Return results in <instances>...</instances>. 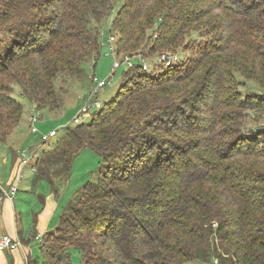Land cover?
<instances>
[{"label": "trees", "instance_id": "obj_1", "mask_svg": "<svg viewBox=\"0 0 264 264\" xmlns=\"http://www.w3.org/2000/svg\"><path fill=\"white\" fill-rule=\"evenodd\" d=\"M116 4L110 32L119 52L150 58L179 46L188 32L199 39L187 41L184 60L171 66L121 69L115 96L91 121L66 127L40 152L33 181L48 182L54 193L53 176L68 175L80 151L102 160L97 181L85 183L44 234L43 260L27 264H71L72 250L79 264H208L215 257L218 264H264V168L246 163L264 161V136H242L239 121L244 109L264 114V95L241 91L236 76L264 90V0H0V144L22 117L13 86L40 114L57 108V76L98 58L100 23ZM235 43L262 59L246 76L239 58L226 57ZM228 63L234 89L222 91L231 105L224 111L217 106L220 72L210 70ZM36 234L33 222L21 241Z\"/></svg>", "mask_w": 264, "mask_h": 264}, {"label": "rangeland", "instance_id": "obj_2", "mask_svg": "<svg viewBox=\"0 0 264 264\" xmlns=\"http://www.w3.org/2000/svg\"><path fill=\"white\" fill-rule=\"evenodd\" d=\"M205 6L207 7V4ZM117 7L118 5L116 4L114 8L109 12V14L100 23L101 37L104 39L107 38L110 33L111 25L117 11ZM47 12L49 11H46L45 13H43V15H47ZM201 30L205 31L206 29L204 27H201ZM225 32L227 37L229 35V32L228 30H226ZM112 33L116 35L114 31H112ZM236 35L238 37L239 33L236 32ZM198 39H199V35L197 32L194 31L188 32L187 35H185L183 42L180 43L179 46H171V48H169L168 52L177 54V60L175 63L184 60L183 58L185 57L186 52L182 46L187 44V41L189 42ZM235 44L237 45V43ZM236 45H231L230 47H226V57L229 59L233 58V60L239 58V64H238L239 73L246 76L249 70H252L253 68L254 69L259 68L262 59L260 57L255 56L256 54H252L247 47L243 46V48H241L238 47V45L236 47ZM131 51L134 52L135 50H130L127 52H131ZM153 54L148 53L149 56H152ZM112 62H113L112 56L110 54H107V46L101 45L100 54L98 58L94 59V57H91L83 61L79 66V70L77 74L58 75L55 80V85H56L55 89L57 96L59 97L58 106L57 108L52 110L43 109L41 111L42 116L36 122V125L39 128V132L37 133L30 132L29 123L27 121L28 114L31 110V103L23 95H21L20 86L17 84L14 85L12 95L23 105L22 117L19 124L16 127L17 129L15 130V133L18 132L17 135H19V138L16 140V144L22 145L21 147L24 148L37 147L36 154L34 157L35 160L38 158L42 150L53 146L55 143V139L64 132L66 127H72L75 125L72 122V117L76 113L78 107L82 104L84 97L88 95L91 89L90 76L95 75L98 79L107 77L112 69L111 68ZM155 62L156 59L150 61L149 71H153ZM232 66L234 65L228 63L226 64L225 68L222 69L218 68V70H216L215 68V70L214 69L210 70L212 73H217L218 71L220 72V75H218L215 78V82L216 83L220 82L219 97L221 96L220 99L222 102L217 104V106L221 107L224 111H226V109H229L231 107L228 95H226L224 101L222 100V96H224L225 92L231 90V87L232 89H234L232 78L229 75V71ZM161 71L162 68L160 70L154 71V73L157 75ZM236 76L237 78H239L237 79V81L239 80L238 88H240L241 91H244L243 87H246V89L248 88L249 91L254 94L259 93L264 95V90L259 88L254 81L247 80L239 76V74ZM120 83H121V68L116 70L113 79L111 80L109 85H106L99 89L97 93V99L101 103L111 100L115 96ZM224 88L227 89L225 92L222 93ZM95 111L97 110L94 108H91L89 110L87 116L84 118V123H89L91 121V117L93 116ZM204 118L205 120L211 119L212 113L210 114L206 113ZM239 121L241 123V129L243 130V133L241 134L242 136H246L247 138L250 139L252 138V135L258 134L260 139L263 138L264 114H262L261 112L258 113L250 109H244ZM52 127L58 128V134L54 138L53 137L49 138L47 141L43 142V140L41 139L40 132H48L49 129ZM218 128L220 127L218 126ZM203 136L207 141L205 139L203 140V143L199 148L200 154H202L203 152H207L204 146L207 144L205 142H208V138L210 137L208 133ZM12 141H14V138L8 137L5 143L0 144V147L3 148L6 146L12 147L13 146ZM258 158H259L258 156L248 157L246 159V163L250 162L251 167L253 168L256 167L264 168V161L259 162L257 161ZM101 160H102L101 157L91 149H83L78 153V155L74 157L68 175L55 176L52 173V175H54L53 176L54 189L57 191L58 204H59L57 213L53 218V222H54V225L52 226L53 229L58 225L61 214L66 210L67 205H69V203L75 202L77 197L80 195V191L83 185L87 182L94 183L97 181V169L101 164ZM32 176L33 175L30 172L29 166H25L23 171V177L20 182V186L23 187L24 183L26 181H30ZM48 188H49V184L46 181H40L39 185L37 186V193H43ZM95 242L97 245L100 244L99 240H95ZM36 247L37 248L33 253L32 259L33 260L36 259L38 260V262H41L43 260V255L42 252L40 251L41 249L38 246ZM214 259L217 258L215 257ZM71 264H79V256L77 252L74 250H72V254H71ZM187 264H205V263L194 260Z\"/></svg>", "mask_w": 264, "mask_h": 264}, {"label": "crops", "instance_id": "obj_3", "mask_svg": "<svg viewBox=\"0 0 264 264\" xmlns=\"http://www.w3.org/2000/svg\"><path fill=\"white\" fill-rule=\"evenodd\" d=\"M16 129L9 135L14 138L13 146L0 147V236L8 234L21 241V238H28L33 222L39 234L43 235L54 230L55 228H52L53 218L59 204L57 191L54 193L48 182L49 188L43 193H37L40 181H33L34 173L31 170L33 176L30 181L24 183L23 187L20 186V182L24 167L22 168V177L17 181L15 177L19 166L17 150L22 148V145L16 144V140L19 138L18 132L15 133ZM13 183L17 185V190L13 198L10 199L2 194L1 189L9 190ZM41 196H43V200ZM41 243L40 239H34L27 243L21 241V246L15 250H0V264H27V261L32 259L36 246L39 247Z\"/></svg>", "mask_w": 264, "mask_h": 264}, {"label": "built area", "instance_id": "obj_4", "mask_svg": "<svg viewBox=\"0 0 264 264\" xmlns=\"http://www.w3.org/2000/svg\"><path fill=\"white\" fill-rule=\"evenodd\" d=\"M107 46V54H110L113 58L110 74L105 77L98 79L95 75H91V89L87 96L84 97L82 104L78 107L76 113L72 117V122L74 124H79L84 122V118L87 116L91 108L98 109L101 107L102 103L97 99V93L100 88L109 85L117 69H132L138 66L142 71L150 70V61L156 59L153 68L159 66L168 67L173 65L177 60V54L168 51H162L156 54L154 57H146L142 53L134 52H124L117 50V36L110 32L107 38L100 39V46ZM101 48V47H100ZM41 114L36 107L34 102H31V110L28 114L27 121L29 123V129L31 133L39 132V128L36 122L41 118ZM41 139L43 142L47 141L49 138H54L58 134V128H51L48 132H40ZM37 147L20 148L17 150L18 155V169L16 172L17 181L22 177V168L29 166L31 172L36 171V160L34 159ZM17 190L16 184H11L9 190L1 189L2 194L8 198H13L14 193ZM44 234L37 233L35 239H40L42 242ZM21 246V241L17 238H12L8 234H2L0 236V250H15ZM217 259H213L208 264H217Z\"/></svg>", "mask_w": 264, "mask_h": 264}, {"label": "water", "instance_id": "obj_5", "mask_svg": "<svg viewBox=\"0 0 264 264\" xmlns=\"http://www.w3.org/2000/svg\"><path fill=\"white\" fill-rule=\"evenodd\" d=\"M61 258V256L60 255H58V259H60Z\"/></svg>", "mask_w": 264, "mask_h": 264}]
</instances>
